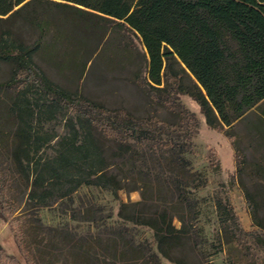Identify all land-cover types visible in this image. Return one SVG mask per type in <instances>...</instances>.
<instances>
[{"label": "trees", "instance_id": "obj_1", "mask_svg": "<svg viewBox=\"0 0 264 264\" xmlns=\"http://www.w3.org/2000/svg\"><path fill=\"white\" fill-rule=\"evenodd\" d=\"M44 6L60 14V28L86 30V23L91 22L137 33L148 53L149 89L168 93L164 101L171 111L182 110L186 121L180 125L182 139L169 138L177 124L155 116L138 120L126 109L103 107L53 83L36 62L40 43L30 45L22 37L26 29L49 26V19L34 12ZM4 66L0 173L2 166L21 172L34 162L32 149L39 137L32 134L35 112L26 92L37 83L55 97L47 101L50 108H71L74 115L66 121L71 135L63 138L62 151L36 166L35 189L45 179L74 183L72 191L95 185L115 195L122 189L136 191L137 181L145 188L140 200L120 202L118 218L152 231L156 250L127 228L113 229L105 236L66 237L60 250L52 246L49 264H162L161 258L171 264H191L186 248L194 241L200 215L194 190L205 186L206 179L186 157L198 121L175 103V93L191 97L209 127L231 140L236 151V182L253 225L264 230L258 202L264 190V115L257 113L264 104V0H0V67ZM238 126L254 136L263 151L261 160L242 148ZM211 163L219 172L214 156ZM124 178L136 187L124 185ZM246 178L259 182L249 190ZM5 191L0 184V213L15 231L26 264H40L23 229L14 226ZM216 206L224 242L237 244L248 233L233 205L229 198H219ZM175 218L180 228L174 225ZM0 264L17 261L0 247Z\"/></svg>", "mask_w": 264, "mask_h": 264}, {"label": "rangeland", "instance_id": "obj_2", "mask_svg": "<svg viewBox=\"0 0 264 264\" xmlns=\"http://www.w3.org/2000/svg\"><path fill=\"white\" fill-rule=\"evenodd\" d=\"M51 8L34 9V12L43 14L45 20L49 19V26L44 30L26 29L22 33L30 45L40 43L36 62L46 76L67 91L78 93L103 107L126 109L138 120L155 116L160 121L177 124L176 131L169 138L176 142L181 140L183 131L180 125L186 122L181 115L182 110L176 107V111H171L164 101L168 93L149 89L148 53L141 37L114 24L96 26L88 22L86 30L64 25L60 28V14ZM5 79L6 66L0 67V80ZM26 96L35 112L31 123L32 134L39 137L32 149L34 162L25 165V171L21 172L2 166L0 184L5 186L6 198L14 212V226L23 229L30 250L38 255L40 264H49L52 246L60 250L66 237L77 240L80 237L105 236L109 231L121 228H127L136 239H147L156 250L152 231L122 223L118 218L121 201L136 202L141 199V192L145 191L141 181L136 182V191L122 189L118 195L95 185H81L72 191L74 183L51 179H45L40 188H34L39 174L36 166L57 157L62 151L63 138L71 135L66 121L74 115V111L67 107L50 108L47 101L55 97L37 83L28 88ZM174 98L175 103L182 104L198 121L191 151L186 157L193 169L206 179L205 186L194 190L200 215L194 241L186 248L189 262L264 264V244H261L264 230L253 225L244 193L236 182V151L231 140L220 130L209 127L200 106L191 97L175 93ZM257 113L264 115V104ZM236 131L242 148L261 160L263 151L256 145L254 136L242 126H238ZM212 156L218 160L219 172L212 168ZM123 180L127 187H136L132 180ZM257 182L255 178L245 179L249 190ZM258 195L260 215L264 217V190ZM219 198H229L244 232L248 233L237 244H226L220 233L216 206ZM174 225L180 228L181 222L175 218ZM15 235L11 224L0 213V247L7 255L13 256L17 264H26ZM161 263L171 264L164 258H161Z\"/></svg>", "mask_w": 264, "mask_h": 264}, {"label": "water", "instance_id": "obj_3", "mask_svg": "<svg viewBox=\"0 0 264 264\" xmlns=\"http://www.w3.org/2000/svg\"><path fill=\"white\" fill-rule=\"evenodd\" d=\"M178 57V56H177ZM179 59V58H178ZM181 64L184 66V68L188 71V73L191 75V77L193 78V79H195V81L196 82H198L197 81V79L192 75V73L187 69V67L185 66V64H183L182 62H181Z\"/></svg>", "mask_w": 264, "mask_h": 264}]
</instances>
